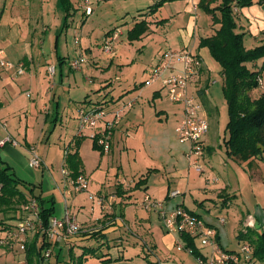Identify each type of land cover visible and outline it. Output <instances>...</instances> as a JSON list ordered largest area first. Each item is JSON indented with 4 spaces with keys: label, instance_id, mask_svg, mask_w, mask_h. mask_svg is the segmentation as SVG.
<instances>
[{
    "label": "rangeland",
    "instance_id": "1",
    "mask_svg": "<svg viewBox=\"0 0 264 264\" xmlns=\"http://www.w3.org/2000/svg\"><path fill=\"white\" fill-rule=\"evenodd\" d=\"M20 1L25 3L24 7H20V15H23L25 9L24 25L29 30L34 28L42 36L46 34L48 36L44 44L46 54L50 52L54 54V38L59 37L58 53L66 60H64L66 65L63 66L66 71L61 83L64 82L63 85L67 89L64 92L61 83L58 89L63 100L68 98L74 100L71 101V108L78 100L83 98L97 100L106 96L110 90L115 95L120 90L119 85L127 80L133 82L135 79L138 84L142 82L139 85L145 90L138 104L142 105V109L129 122L131 127L127 130L128 132L126 131L127 133L122 125L124 123L123 109L119 108L111 112L104 108L105 116L98 122L97 128H90L92 132L88 128L83 129L85 136L79 143L82 175L86 181V188L83 190L73 189L71 177L63 173L64 170L69 171L62 165L63 147L67 146L70 137L79 127V109L68 111L63 113L61 118L59 117L49 139L50 145L41 143L37 145V155L42 159L39 167L29 169L16 159L7 157L5 151L0 149V153L6 156L5 159L11 162L15 175L25 181L28 188H32V195L40 196L44 205L52 203V217L61 220L64 217L65 204H67L68 209L78 221L77 215L71 209L73 204L77 207L82 206L85 213L91 212L92 206L96 213L101 210L107 211L104 217L107 220V216L113 213L114 206L119 213L126 206V217L132 219L142 217L145 218L143 222L148 224L151 220L155 228L160 227L156 211L147 210L140 205L144 195L147 194L152 200L168 201V210H172L176 202L183 199L187 208L219 228L220 242L226 249L236 248L240 243L249 241L251 236L264 232V160L253 158L251 161H239L230 157L226 160L221 159L219 154L225 153L223 138L227 135L228 106L222 91L220 65L206 47L199 45L191 49L183 47V36L186 31L192 35L195 27L194 38L197 39L199 36H206L213 26L209 14L199 8L193 11L195 0L166 2L150 18L158 20L172 14L173 17L161 23H151L148 34L145 36L144 33L134 40L128 39V30L132 28L136 20L141 19V13L146 11L147 6L155 0H71L72 7L67 18L66 11L59 0ZM11 4L12 0H0V10L5 5L3 19L10 16L8 11L12 9ZM255 4L263 3L254 0L249 6ZM87 7L91 9V12L86 13ZM37 10H41L38 15ZM27 14L33 18L32 22L28 23ZM235 20L238 21V17L235 16ZM20 24L23 29V23ZM50 36L53 37V41ZM107 38H113L111 53L104 51ZM181 50L197 54L202 63L196 80L189 84V94L204 107L198 90L205 89V96H208L216 107L209 117L210 131L211 137L216 138L215 146L218 147V142L221 146L217 149L219 153L211 156L209 161L206 155L202 156L200 161L203 167L202 172L190 166L186 156L190 145L180 141L175 132V127L183 118V104L168 98L166 90L160 87V80H155L149 86L144 85V80L150 78L152 67L160 62L163 53ZM80 51L86 58V62L79 70H72L70 61L78 57ZM263 62L264 58H260L246 65L249 68H260ZM171 66L175 70L180 68L175 61L171 62ZM203 68L209 73L207 81L200 76ZM169 72L171 71L166 69L163 74L166 75ZM89 76L95 81H88ZM102 77L107 80L104 81ZM106 83H108L107 86L100 87V84ZM258 83V89L249 92L251 98L264 93L263 76ZM155 88L160 90L161 96H154L153 93L151 95V91ZM132 96L129 95L128 98ZM211 101L210 104L213 107ZM85 102L89 104L88 101ZM161 108L165 111H160ZM116 113L120 118L116 119ZM179 113L182 117L177 119L175 114ZM107 121L114 122L108 135L109 149L94 148L93 139L86 134L93 133L94 129L105 130ZM133 136L136 137L133 138ZM123 139L126 141H122ZM211 140L213 139L209 141ZM213 177H217L220 184L207 186L206 179ZM139 181L141 183L137 185ZM142 183L148 185L146 192L135 191L140 190ZM168 187L184 194L167 199ZM219 188H225V190L218 191ZM131 191H134V195L129 197L125 195ZM224 201L227 202L224 203ZM20 211L23 213V210ZM16 213L9 211L6 215L0 214V221L6 222L10 220L8 217ZM248 215L259 223V228H246L243 223L246 222ZM78 216L82 218L80 214ZM219 217L226 220L225 224L220 225ZM4 226L5 224H0V232L5 230L3 235L0 234V264H26L25 248L21 249L20 246L34 237L37 227L23 235L16 232L15 226H8V229H4ZM81 231L82 226L79 223L78 232L66 237L61 248L54 243L52 248L59 251L58 264H69L70 251L67 243H72L75 238H78ZM239 233H243L240 239ZM101 237L93 238L95 246H92L98 248L99 255L97 243L105 241V238ZM105 242L112 244L109 249L113 258L121 253L122 247L115 245L113 240L109 238ZM138 260L133 264H148L144 258ZM115 262L117 261L114 260L113 263ZM86 264H105V262H100L95 257L88 260Z\"/></svg>",
    "mask_w": 264,
    "mask_h": 264
},
{
    "label": "crops",
    "instance_id": "2",
    "mask_svg": "<svg viewBox=\"0 0 264 264\" xmlns=\"http://www.w3.org/2000/svg\"><path fill=\"white\" fill-rule=\"evenodd\" d=\"M195 1L196 3H193V11L197 9L198 0ZM262 3L263 4L261 5L255 4L252 6L237 8V11H235V16L238 17V21L235 20L236 32L244 34L243 44L247 49L264 43V2ZM22 6L24 7L25 3H21L20 0H12V9L8 11L10 16H7L6 19H3L5 5H3V8L0 10V49L3 51L4 58L6 60L14 64L22 63L24 67V72L22 74H16L15 68L0 66V139L10 135L15 141V143H6L0 146V149L5 151L7 157L16 159L29 169H33L28 165L30 151L33 149L37 153V145L40 143L43 145H50L49 139L51 137L52 131L55 130V124L59 117L61 118L63 113H68V111H76L80 107L91 106V104H93V106H102L103 109L107 108L106 110L108 112H111L116 108H119L120 110L123 109L122 112L124 123L122 125H124V131L127 133V130L129 127H131L129 122H131L133 118L136 117V114L142 109V105H138L140 100H142L141 97L145 91L143 87H140L142 82L139 83V85L135 79H133V82H129L128 80L124 81L123 84L119 85L120 90L117 94H112L110 90L106 96L98 98L97 100H87L86 98H83L82 100H78V102L74 104V107L72 106L71 108V101L74 100H72V98L63 100L58 89V86H60L66 71V69L63 67L66 65L64 64L66 61L65 57L58 53L57 45L59 44V37L57 36L54 38V54L51 52L46 54L47 52L44 50V44L48 36L47 34L42 36L34 28L29 30L27 26L24 25V22L26 21L25 9L23 15H20V7ZM40 11L37 10V15L40 13ZM145 12L146 11H143L141 14ZM26 16L28 17V23L33 21V18H31L29 14ZM152 16L153 15L141 16V19H145L148 22V29L144 34L145 36L150 30V24H154V22L159 20L150 18ZM169 17H173V14ZM169 17L164 18L169 20ZM20 23H23V29ZM212 27L213 26H211L206 35H210L212 33ZM194 30L195 27L193 28L192 35H189V32L186 31L185 36H183V47L185 49L194 48L199 44V39L201 36H199L197 39L194 38ZM111 33L112 32L109 34ZM50 38L52 40L53 37L50 36ZM79 55H81V51ZM92 63H95V61H92ZM50 66L54 67L53 75H51L49 72ZM121 69L122 68L120 67L119 70L121 71ZM200 76L203 80L207 81L209 73L203 68L201 70ZM102 79L104 81L107 80L104 77H102ZM90 80H93L92 82L95 81L94 78H90L89 76L88 81ZM63 83L64 82L61 83V87L65 92L67 88L65 85H63ZM108 83L104 85L100 84V87L107 86ZM204 85L205 88L206 82ZM159 91V89L155 88L151 91V95L153 93L154 96H161ZM129 95L133 96L128 98ZM205 95L204 89V96ZM205 97L208 99L209 106L211 108V113H209L206 108H204L209 122V131L204 138V155L207 156L209 161L211 156L219 153V150L217 149L221 146V144L218 142V147H216L215 145L217 141L215 142L214 140L216 138L211 137V119H209V117L213 110H216V107L208 96ZM85 101H88L89 104H86ZM129 101H132V107L130 108L124 106ZM210 101L212 102L213 107H211L212 105L210 104ZM160 111L164 112L165 110L161 108ZM175 115H177V119L182 117L181 113ZM137 134L139 135L138 131ZM134 137L136 136H133V138ZM225 137L226 136H224V138ZM210 139L213 140L209 141ZM80 141H82V139H78L77 131H75V133L70 137L67 146L63 147L62 165L64 168H66L64 162L65 151L67 150L69 152H74L77 150L79 154ZM122 141H124V139ZM219 156L223 160H226L228 157L225 153L223 155L219 154ZM5 157L6 156H3L0 153L1 163L10 167L11 172H13L15 175L11 162L5 159ZM80 169L83 172L82 161ZM142 184L143 185L140 187V190L135 191L143 192L144 190L146 192L145 189L148 187V185L146 183ZM173 190L175 189L170 187L167 188V199L176 198L184 194V192H181L180 195L169 197V192ZM222 190H225V188L218 189V191ZM127 194L125 195L128 197L130 195L132 196L134 195V191H131L130 193L128 192ZM124 203L126 204L125 201ZM164 203L167 206L168 201H164ZM178 204H181L187 208L183 199L176 202V205ZM71 209L75 215H77V218L79 219L78 221L82 226V231L79 237L75 238L72 243H67L66 241L64 242L67 243L69 250L72 249L75 255L81 254L82 247L95 246L93 244V238L100 239L102 238L101 236H103L105 241L109 240L110 238L113 240L115 245L118 244L122 247L120 250L121 253H118L113 258L109 249L112 244H109L104 240L98 242L97 246L99 247V253L103 254L104 256L102 258L96 259L100 262L102 259H108L105 264H133L135 261H139V258L146 259L148 264H197L195 257L192 254L187 252L185 249H177V242L180 240L184 245H186L183 241V236L180 237L177 233L166 231L160 220L158 222L160 227L155 228V226L152 225L151 220H149L147 224L146 222H143L145 218L142 217H136L135 219L128 218L126 217V206L120 213L114 206L113 213H111V216L114 217L112 218L111 216H107V220L104 218L107 214L105 212L107 211L101 210L96 213L93 206L90 210L91 212L86 213L83 211L82 206L77 207L72 204ZM78 214H80L82 218H79ZM109 217L111 218L109 219ZM7 222H10V220ZM206 222L215 225L210 221ZM243 224L245 225V222ZM92 225L95 226L92 227ZM215 227L217 229V240L221 244L219 228L216 225ZM4 232L5 230H2L0 234L3 235ZM56 244L59 245V248H61V244L64 243L63 240H60L57 241ZM193 244L194 249L197 248L196 250H198L197 242L193 241ZM93 258L95 257L89 255L85 256L84 264ZM114 260L117 262L113 263Z\"/></svg>",
    "mask_w": 264,
    "mask_h": 264
},
{
    "label": "trees",
    "instance_id": "3",
    "mask_svg": "<svg viewBox=\"0 0 264 264\" xmlns=\"http://www.w3.org/2000/svg\"><path fill=\"white\" fill-rule=\"evenodd\" d=\"M172 1L174 0H155L147 6L146 12L141 16L153 15L166 2ZM263 1L256 0L258 3ZM59 2L63 5L67 18L72 7L71 0H59ZM253 2L254 0H198L197 2V8L209 14L212 19V33L201 36L198 45L206 47L220 65L222 91L228 106L227 135L224 138L225 153L228 157L239 161H251L253 158L264 160V93L254 98L249 95L250 91L258 89V80L262 76L264 77V62L260 68H249L246 65L248 62L264 58V43L251 49L245 48L244 34L236 32L234 12V8H243ZM165 20L166 18H161L156 22L161 23ZM147 29L148 22L145 19L135 21L127 32L128 39H138L146 33ZM198 95L204 108L211 113L209 101L204 96V89L198 90ZM83 137L78 136V139ZM92 139L93 147L102 149V146L97 143L98 136H94ZM64 158L69 176L72 180H76L82 174L78 151L69 152L66 150ZM140 183L141 181L137 185ZM32 192V188H28L25 181L16 177L10 167L3 165L0 161V214L6 215L9 211L18 212L8 217L14 222L0 221V224H5L4 229H8V226H15V222L23 214L20 210L23 209L30 197H34L38 201L42 225L45 228L50 225V218L53 215L52 203L50 206H45L40 196L32 195ZM226 202L224 201V203ZM243 233L238 234L239 239L243 237ZM183 241L186 246L193 248L194 255L198 253L194 249L192 239L183 236ZM249 242L253 246L255 258L264 264V232H258L255 236H251ZM54 243L56 245L57 242H51L44 233L37 231L34 237L24 245L26 264H58L59 251L52 248ZM48 248L51 249V253L48 258H45L44 252ZM69 251V264H84L87 255L96 258L104 256L103 254L99 255L97 248L94 247H82V252L79 255H75L72 249ZM107 260L102 259L103 262Z\"/></svg>",
    "mask_w": 264,
    "mask_h": 264
},
{
    "label": "built area",
    "instance_id": "4",
    "mask_svg": "<svg viewBox=\"0 0 264 264\" xmlns=\"http://www.w3.org/2000/svg\"><path fill=\"white\" fill-rule=\"evenodd\" d=\"M196 6V5H195ZM194 6V7H195ZM86 13L91 12L87 7ZM237 8H234V12ZM113 38H107L104 44V51L111 53ZM172 61L179 64V70H175L173 66L170 67ZM86 62L83 55H79L70 61V68L72 70H79L81 65ZM0 66L7 68H15L16 74H22L24 67L22 63L14 64L4 58L3 51L0 49ZM202 67L201 59L198 55L192 54L190 51H170L165 52L160 57V62L154 65L151 70L150 78L144 80V85H150L155 80H160V87L166 90V94L170 100L183 104V118L175 127V132L180 141L186 142L190 145L189 151L186 156L188 163L192 168L198 172L203 171L202 164L200 163L204 155V138L209 131V122L205 114L204 107L197 102V100L189 94V84L194 82ZM171 72L164 75V70ZM51 75L54 73V67H49ZM260 82V79L258 80ZM124 106L131 107L132 102L126 103ZM105 116L102 106H83L78 111L79 127L77 136H85L83 129L97 128L98 122ZM120 118L116 113V119ZM115 119V118H114ZM114 122L107 121L105 130L96 131L87 134L93 138L98 136L97 143L103 147L104 150L109 149L110 131ZM91 132L93 131L90 129ZM6 143H15L14 139L7 135L5 138L0 139V146ZM42 159L37 155L35 150L30 151L28 165L31 168H37L41 165ZM64 174L69 175L67 171ZM219 182L217 177L212 179L207 178V186ZM73 189L80 191L86 188V181L81 174L76 180L71 179ZM179 190L170 191L168 196L174 197L180 195ZM101 202V199H100ZM147 210L156 211L160 222L164 229L168 232L177 233L180 237L188 236L198 244L197 254L194 255L193 248L186 246L180 240L177 242V249H185L187 252L195 257L197 264H262L253 254V246L249 241L240 243L236 248L226 249L221 246L217 240V229L214 225L206 222L198 214L187 209L185 206L178 204L172 210H168L166 204L161 201H155L145 194L140 204ZM23 214L16 222V232L25 235L30 229L37 227V231L44 233L48 240L57 242L65 240L66 237L78 232L79 223L76 217L68 209L65 204L64 217L59 220L57 218H50V225L45 228L42 225L39 211L40 207L38 201L34 197H30L23 206ZM220 225L225 224L226 220L223 217L218 218ZM255 219L247 216L245 222L246 227H254ZM21 244V249L24 248ZM197 249V248H196ZM51 250L48 248L44 252L45 258H48Z\"/></svg>",
    "mask_w": 264,
    "mask_h": 264
},
{
    "label": "water",
    "instance_id": "5",
    "mask_svg": "<svg viewBox=\"0 0 264 264\" xmlns=\"http://www.w3.org/2000/svg\"><path fill=\"white\" fill-rule=\"evenodd\" d=\"M254 227L255 228H259L260 226H259V223L257 222V221H255V223H254Z\"/></svg>",
    "mask_w": 264,
    "mask_h": 264
}]
</instances>
